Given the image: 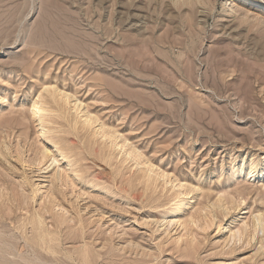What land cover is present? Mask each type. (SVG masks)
Here are the masks:
<instances>
[{"label":"rangeland","instance_id":"374dc122","mask_svg":"<svg viewBox=\"0 0 264 264\" xmlns=\"http://www.w3.org/2000/svg\"><path fill=\"white\" fill-rule=\"evenodd\" d=\"M175 1L0 0V258L264 264V232L247 236L264 213V0ZM33 99L44 111L40 137ZM87 111L91 129L81 124ZM101 123L189 183L184 204L170 184L139 178L144 166L102 141ZM242 222L244 240L230 239Z\"/></svg>","mask_w":264,"mask_h":264},{"label":"bare ground","instance_id":"6f19581e","mask_svg":"<svg viewBox=\"0 0 264 264\" xmlns=\"http://www.w3.org/2000/svg\"><path fill=\"white\" fill-rule=\"evenodd\" d=\"M177 1V0H176ZM175 1V2H176ZM182 1V0H181ZM192 1V0H191ZM199 1V3L201 2L200 0H198ZM178 2V1H177ZM176 2V3H177ZM189 2V1H188ZM194 2V1H193ZM203 3L205 2L204 0L202 1ZM183 2H181L180 4H182ZM185 3V2H184ZM192 3V2H191ZM178 4H179V2H178ZM195 4V3H194ZM201 4V3H200ZM205 4V3H204ZM225 4H227L228 6L231 4V2H228L227 3V1L225 2ZM191 5H193V4H191ZM190 5V6H191ZM231 6V5H230ZM229 6V7H230ZM229 10L231 11V12H235L237 9H236V5H235V7L234 6H231L230 8H229ZM237 12V11H236ZM201 14H202V12H201ZM244 17L245 16H247V14L246 15H243ZM253 17V16H252ZM244 19V18H243ZM143 21V20H142ZM75 28V27H74ZM48 31V30H47ZM142 31V30H141ZM75 32V31H74ZM135 32V31H134ZM171 35V34H170ZM140 36V35H139ZM160 60V59H159ZM143 61V60H142ZM146 67V66H145ZM47 90V89H46ZM54 90V89H53ZM56 90V89H55ZM58 91V89L56 90V92ZM52 92V91H51ZM53 93V92H52ZM64 100H68L69 101V98L71 97L70 96V93L68 94L67 92H64V91H61V90H59L58 92H57ZM56 93V94H57ZM55 94V95H56ZM71 95H73V94H71ZM51 96H53V95H50V97ZM60 97V98H61ZM1 98H2V96H0V102H1ZM38 98V97H37ZM59 98V99H60ZM76 97H74V99H75ZM40 99V98H39ZM58 99V100H59ZM72 99V98H71ZM3 100V99H2ZM52 100H54V96H53V99ZM78 99L76 98V101L74 102V103H70V105H71V108L72 109H75V110H78V106L79 105H82V103L80 104V103H78V102H81V101H77ZM44 100H42V101H40V102H42V103H44V102H46V101H44ZM51 101V100H50ZM61 101H63L62 99H61ZM71 102V101H70ZM46 103H48V100H47V102ZM51 103V102H50ZM59 103V102H58ZM40 103H39V100L38 99H33V101H32V105H31V111H32V114H33V116H35V118L37 119L36 121H37V126H38V132H36L37 134H38V136L40 137V136H43V134L46 132L44 129H47L45 126V128L43 127V125H42V118H41V111H43L42 109V105L40 106L39 105ZM55 103H52V105H54ZM62 104H63V102H62ZM68 104V103H67ZM66 103H65V105H67ZM72 104H73V106H72ZM64 105V106H65ZM44 107V106H43ZM56 107H58V105H56ZM55 107V108H56ZM60 107V106H59ZM59 107H58V109H59ZM65 107H67V108H69V106H65ZM84 107V106H83ZM80 108H82L81 106H80ZM46 109V108H45ZM63 109V108H62ZM67 110V109H66ZM74 110V111H75ZM81 110V109H80ZM60 111V110H59ZM70 111V110H69ZM89 111V110H88ZM85 112V113H83V114H79L80 115V117L82 118V121H81V124H82V126L83 127H90L89 129H91V126L94 124V119H93V115H91L90 114V112ZM44 112V111H43ZM46 112V111H45ZM66 112V111H65ZM81 111H79L78 113H80ZM74 113V112H73ZM59 114V113H58ZM72 115V114H71ZM42 116H43V113H42ZM60 116V115H59ZM65 116V115H64ZM67 116V115H66ZM77 116V115H76ZM34 118V117H33ZM66 119L68 120V118L66 117ZM64 120H65V118H64ZM76 120H77V118H76ZM43 121H44V119H43ZM70 122V121H69ZM77 122H80V121H77ZM44 123V122H43ZM68 123V122H67ZM76 123V122H75ZM95 123H100V122H95ZM101 124H103V123H101ZM77 125V124H76ZM95 125V124H94ZM105 124H103V125H99V127H98V131L96 130V128H95V131H97L96 133H98V134H101L100 136H101V138H102V141L104 140V141H106V143H110L109 145H111V146H113V147H115V149H118L117 151H119V153H120V155H121V157H123V159L124 160H126L128 157H130V156H132L133 155V157H134V160L136 159V163L138 164V163H141L143 166H144V170H142V174H141V171H140V174H138L137 173V175H140L139 176V178L141 177V179L142 180H144V182L145 183H154V182H156L157 180H161L163 183H158L157 182V185L158 184H163L164 186L165 185H168V187H169V184H170V188L169 189H174V188H176V189H178V191H177V193H178V195H179V202H178V205H183L184 204V201H186L185 199H186V197H187V193H188V190H190V192H191V189L193 190L194 188L192 187V188H189L188 187V184H187V182L184 184L182 181H181V179L179 180L178 178H176L175 177V179L174 180H172V178H171V175L169 174L170 172H167V171H165V170H163V169H160V166L158 167L157 165H154L152 162H150L149 161V159L148 158H146L145 159V157H141V155L137 152L138 150L135 148V150L133 149V148H129V146L127 147V144H126V142H128L125 138H123V139H125L126 140V142H125V140L124 141H122V142H116V140H119V138L118 139H116V137L117 136H115V134H116V132H115V134H113V132H110V131H112V129L111 130H106L107 129V127H105L104 126ZM71 126V125H70ZM95 127H97V126H95ZM49 128V127H48ZM92 128H94V127H92ZM106 128V129H105ZM51 129V128H50ZM109 129V128H108ZM50 132V131H49ZM3 133V132H2ZM95 133V132H94ZM97 134V135H98ZM118 134V133H117ZM96 135V134H95ZM119 135V134H118ZM122 139V138H121ZM48 140V139H47ZM51 140V139H50ZM108 140V141H107ZM53 144H57V142L55 143V142H53ZM108 145V144H107ZM60 146V144H58V145H55V148H53V149H55L56 151H58V152H60V150H61V146ZM132 146V145H131ZM6 147V146H5ZM45 147V146H44ZM110 147V146H109ZM1 149V148H0ZM54 150V151H55ZM137 150V151H136ZM6 151V150H5ZM48 151H50V150H48V149H45L44 150V148H43V151H42V155L41 156H43L42 158L45 160V158H44V156H46L47 154L49 155V153H48ZM3 152V151H2ZM53 152V151H52ZM58 152H56V153H58ZM54 153V152H53ZM5 154V153H4ZM1 155V154H0ZM55 155V154H54ZM53 155V156H54ZM40 156V155H39ZM39 158V157H38ZM41 158V157H40ZM48 158V157H47ZM50 159V158H49ZM51 159H53L52 160V163H55L54 161V159H55V157L54 158H52L51 157ZM123 159H122V161H123ZM129 159V158H128ZM131 159V158H130ZM148 159V160H147ZM132 160H133V158H132ZM138 160V161H137ZM253 161V160H252ZM47 162H49V161H47ZM134 162V161H133ZM256 162V161H255ZM39 163V162H38ZM42 163V161L40 162V164H38V165H44V164H41ZM43 163H45V162H43ZM51 163V162H50ZM52 163H51V165H52ZM120 163H122V162H120ZM125 162H123V164H124ZM252 163V162H251ZM47 164V163H46ZM45 164V166L47 167V165ZM135 163H133V165H134ZM257 164V163H256ZM53 165H55V164H53ZM136 165V164H135ZM50 166V165H49ZM132 166V165H131ZM139 166V165H138ZM137 166V168H139ZM142 166V167H143ZM251 167L249 168L250 170H249V175L250 176H253V174H254V169H256L255 168V166L254 165H250ZM41 167H43V166H41ZM45 168V167H44ZM49 168V167H48ZM54 168H55V166H54ZM61 168V167H60ZM258 168V167H257ZM40 170V169H39ZM41 170H43V169H41ZM40 170V171H41ZM52 170V169H51ZM57 170V172H58V168L56 169ZM61 171V170H60ZM129 171V170H128ZM127 171V172H128ZM132 171V170H131ZM56 172V173H57ZM62 172V171H61ZM65 172H66V170H65ZM65 172H64V175H65ZM58 175H60V172H59V174ZM68 175V174H67ZM77 175V174H76ZM75 175V176H76ZM173 175V174H172ZM63 176V175H62ZM78 176V175H77ZM76 176V177H77ZM56 177V176H55ZM55 177L53 176V178L55 179ZM65 178H67L66 176H64ZM137 176L135 175V178H136ZM173 177V176H172ZM60 178V177H59ZM59 178H58V180H59ZM63 178V177H62ZM65 178H64V180H65ZM71 178V177H70ZM69 178V179H70ZM249 178V177H248ZM57 179V178H56ZM68 179V178H67ZM72 179V178H71ZM61 181V180H60ZM66 181V180H65ZM73 181V180H72ZM68 182V181H67ZM138 182V181H137ZM175 182V183H174ZM55 183V182H54ZM64 183V182H63ZM69 183H70V180H69ZM71 183H73V182H71ZM60 184H61V182H60ZM155 184V183H154ZM150 185V184H149ZM190 186V185H189ZM194 186V185H193ZM153 187V186H152ZM161 187V186H160ZM195 187V186H194ZM197 188V187H196ZM195 188V189H196ZM237 188V187H236ZM5 189V188H4ZM3 189V190H4ZM52 189V188H51ZM164 189V188H163ZM168 189V191H170ZM239 189V188H238ZM54 190V189H53ZM52 190V191H53ZM152 190V189H151ZM112 191V190H111ZM164 191V190H163ZM54 192V191H53ZM171 192V191H170ZM241 193V191H237V193ZM50 192L48 191V194H49ZM14 194H16V193H14ZM17 195V194H16ZM19 195V194H18ZM51 195V194H50ZM54 195V194H53ZM176 195V194H175ZM208 195V194H207ZM232 195V194H231ZM5 196V195H4ZM3 196V197H4ZM26 196V195H25ZM189 196V195H188ZM220 196V195H219ZM222 196H224V195H222ZM226 196V195H225ZM234 196V195H233ZM1 197H2V195H1ZM0 197V198H1ZM10 197V196H9ZM19 197V196H18ZM55 197H58L57 195H55L54 197H53V199L55 198ZM229 197V196H228ZM15 198V197H14ZM22 198V197H21ZM189 198V197H188ZM187 198V199H188ZM220 198V197H219ZM226 198H227V196H226ZM233 198V197H232ZM231 198V199H232ZM16 202H18L20 199L18 198L17 199V196H16ZM56 200H57V198H55ZM54 199V200H55ZM218 199V198H217ZM223 199V198H222ZM6 200H7V198H6ZM18 200V201H17ZM22 200V199H21ZM20 200V201H21ZM53 200V201H54ZM229 200H230V198H229ZM23 201V200H22ZM221 201V200H220ZM218 203H219V199H218V201H217ZM217 202H215V204L217 203ZM239 202H241V201H239ZM19 204H20V202H18ZM17 203V204H18ZM22 203V202H21ZM56 203H59V201L57 202L56 201ZM226 204H227V202H225ZM231 203V202H230ZM177 204V203H176ZM221 204V203H220ZM223 204V203H222ZM57 205V204H56ZM225 205V204H224ZM51 206H52V204H51ZM59 206V205H58ZM175 206V205H174ZM174 206H173V208H174ZM210 206V205H209ZM211 206H212V204H211ZM227 206V205H226ZM47 207H49V206H47ZM46 207V208H47ZM54 207V206H53ZM98 207V206H97ZM184 207V206H183ZM208 207V205L206 206V208ZM223 207H225V206H223ZM228 207H229V205H228ZM227 207V208H228ZM236 207V206H235ZM172 208V209H173ZM177 208V207H176ZM180 208V207H179ZM231 208V207H230ZM48 209V208H47ZM65 209V208H64ZM175 209V208H174ZM173 209V210H174ZM185 209V208H184ZM61 210H62V205H61ZM66 210V209H65ZM202 210H204V208L202 207ZM222 210H223V208H222ZM45 211H47V210H45ZM49 211H51V210H49ZM174 211H176V210H174ZM178 211V210H177ZM185 211V210H184ZM201 211V210H200ZM227 210H225L224 212H226ZM64 212V211H63ZM66 212V211H65ZM181 212H182V210H181ZM223 212V213H224ZM39 213V212H38ZM57 213V212H56ZM55 213V214H56ZM67 213H68V211H67ZM171 213V212H170ZM185 213V212H184ZM206 213V212H205ZM255 213V212H254ZM58 214V213H57ZM176 214V213H175ZM174 214V215H175ZM182 214V213H181ZM189 214V213H188ZM198 214V213H197ZM225 214V213H224ZM39 215H41L42 216V214H40L39 213ZM51 215H53L52 213H51ZM62 215V214H61ZM179 215V214H178ZM185 215V214H184ZM199 215V214H198ZM197 215V216H198ZM40 216V217H41ZM59 216V215H58ZM167 216V215H166ZM183 216V215H182ZM190 216V215H189ZM188 216V217H189ZM197 216H193L194 217V219H195V221L198 219L199 220V217H197ZM201 216V215H200ZM60 217V216H59ZM59 217H58V219H59ZM66 217V216H65ZM71 217V216H70ZM69 217V218H70ZM179 217V216H178ZM185 217H186V215H185ZM197 219H196V218ZM206 217V216H205ZM33 218V217H32ZM31 218V219H32ZM36 218V217H35ZM42 218H43V216H42ZM61 218H63V216L62 217H60V219ZM170 218V217H169ZM166 219L165 221H163L162 223H164V224H170V223H172V218H170V219ZM67 219V218H66ZM66 219H65V221H66ZM181 219L182 218H178L177 220H178V222L181 224V225H183V224H185V222L187 221V219H183V221H181ZM194 219H190L191 221H194ZM41 220V219H40ZM39 220V222H41ZM43 220L44 219H42V222H43ZM162 220H163V218H162ZM204 220V219H203ZM33 221H34V218H33ZM55 221H57L56 219H55ZM59 221V220H58ZM62 221H64L63 219H62ZM160 221V220H159ZM200 221H201V219H200ZM213 221V220H212ZM211 221V222H212ZM36 222V221H35ZM71 222V221H70ZM152 222V221H151ZM157 222V221H156ZM161 222V221H160ZM177 222V223H178ZM197 222V221H196ZM208 222H210V221H208ZM214 222V221H213ZM245 222V221H244ZM32 223V222H31ZM34 223V222H33ZM59 223V222H58ZM58 223H57V225H58ZM61 223H63V222H61ZM159 223V222H158ZM192 223H194V222H192ZM191 223V224H192ZM198 223H200L199 221H198ZM219 223V222H218ZM252 223V222H251ZM156 224V223H155ZM173 224V223H172ZM187 224V223H186ZM220 224V223H219ZM242 224V225H241ZM248 224V226H249V223H247ZM246 223H245V225H243V222L242 223H239L238 224V226L239 225H241V226H239L238 228L236 227V230H231L230 231V235H229V238L230 239H234L235 237H236V235L237 236H239L238 238H239V240H244V239H240V234L242 235L243 234V232H245V231H247L248 232V229H246L247 227H246V225H247ZM68 225V224H67ZM66 225V226H67ZM159 225H161V224H159ZM174 225H176V224H174ZM173 225V226H174ZM179 225V224H178ZM188 225V227L186 226V228H189V225H190V223L189 224H187ZM196 225H197V223H196ZM252 226H253V228H250V230L251 229H253V232H248V235L247 236H249V235H251L252 237H254L255 235H257V233H258V231L260 232V231H262V232H264V213L263 212H258L257 211V213H255L254 215H253V224H251ZM31 226H32V224H31ZM35 226V224H33V227ZM61 226V225H60ZM69 226V225H68ZM165 226V225H164ZM167 226V225H166ZM183 226H185V225H183ZM183 226H182V228H183ZM191 226H193V225H191ZM221 226V225H220ZM36 227H38V226H36ZM35 227V228H36ZM43 227V226H42ZM57 227V226H56ZM58 227H59V225H58ZM170 227V226H169ZM181 227V226H180ZM194 227V226H193ZM196 227H198V226H196ZM222 227V226H221ZM250 227V226H249ZM248 227V228H249ZM60 228V227H59ZM163 228V227H162ZM166 228V227H165ZM191 228V227H190ZM201 228V227H200ZM40 229V228H39ZM44 229V228H43ZM159 229V228H158ZM221 229V228H220ZM260 229V230H259ZM183 230H186V229H183ZM34 231V230H33ZM40 231V230H39ZM182 231V230H181ZM84 232V231H83ZM190 232V231H189ZM262 232H261V234H262ZM34 233V232H33ZM36 233H37V231H36ZM43 233H44V231H43ZM46 233V232H45ZM44 233V234H45ZM48 233H49V235L51 236V239H52V234H50L51 232H49V230H48ZM163 233V232H162ZM165 233V232H164ZM188 233V232H187ZM38 235L37 236H39L40 237V239H42V240H44V236L43 235H41L42 233H40V235H39V233H37ZM260 234V235H261ZM182 237V236H181ZM256 237V236H255ZM258 237H259V235H258ZM35 238V237H34ZM173 238V237H172ZM176 238H178V237H176ZM175 238V239H176ZM180 238V237H179ZM226 238H227V236H226ZM226 238H225V240H226ZM244 238V237H243ZM39 239V240H40ZM49 239H50V237H49ZM192 239H194V238H192ZM228 239V238H227ZM261 239V238H260ZM3 240H4V238H3ZM2 239L0 240V242L1 241H3ZM38 240V239H37ZM46 240V239H45ZM238 240V239H237ZM253 240H255V239H253ZM50 241V240H49ZM179 241V240H178ZM194 241V240H193ZM256 241V240H255ZM46 242V241H45ZM44 242V243H45ZM48 242V241H47ZM46 242V243H47ZM174 242V241H173ZM177 242V241H176ZM230 243H231V240L229 241ZM228 242V243H229ZM232 242H234V241H232ZM246 242H249V241H246ZM262 242V241H261ZM2 243V242H1ZM3 243H5V242H3ZM3 243H2V245H3ZM6 243H8L7 241H6ZM36 243V242H35ZM39 243V242H38ZM225 243V242H224ZM239 243H241V242H239ZM250 243H252V242H250ZM249 243V244H250ZM41 244V243H40ZM42 244H43V242H42ZM50 244V243H49ZM49 244H47V245H49ZM177 244V243H176ZM180 244V243H179ZM233 244V243H232ZM236 244H237V242H236ZM242 244V243H241ZM246 244V243H245ZM259 244H261L260 242H259ZM5 245H8V244H5ZM45 245V244H44ZM43 245V246H44ZM181 245V244H180ZM189 245V244H188ZM228 245V244H227ZM244 245V244H243ZM49 246H51V245H49ZM184 246H185V244H184ZM263 246H264V244H263ZM262 246V247H263ZM188 248L190 247V246H187ZM47 248H49V247H46V249ZM180 248V247H179ZM191 248V247H190ZM233 248V247H232ZM10 249V248H9ZM186 247L184 248V250L186 251ZM229 249V248H228ZM256 249H257V247H256ZM1 250V249H0ZM49 250V249H48ZM47 250V251H48ZM51 250V249H50ZM61 250V249H60ZM87 250V249H86ZM189 250V249H188ZM187 250V251H188ZM1 251H3V249L1 250ZM19 251V250H18ZM83 251V250H82ZM190 251V250H189ZM231 251V250H230ZM258 251H261V250H258ZM53 252V251H52ZM88 252V251H87ZM87 252L86 253H84L83 254V257H87L86 255H88L87 254ZM232 252V251H231ZM2 253V252H1ZM80 253H82V252H80ZM25 254V253H24ZM256 254V253H255ZM3 256V255H2ZM2 256H1V258H2ZM34 256V255H33ZM81 256V255H80ZM0 258V259H1ZM87 259H88V257H87ZM86 259V260H87ZM1 260H4V262H6L7 260H5L4 258H2ZM35 260V259H34ZM7 262H9V263H11L10 261H7ZM44 262V261H43ZM0 263H3V262H0ZM39 263V262H38ZM5 264H7V263H5ZM12 264V263H11ZM30 264V263H29Z\"/></svg>","mask_w":264,"mask_h":264}]
</instances>
